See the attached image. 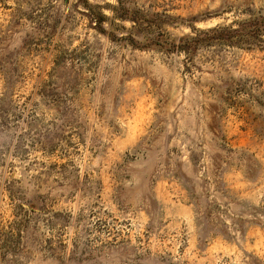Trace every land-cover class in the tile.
<instances>
[{"label":"rangeland","instance_id":"374dc122","mask_svg":"<svg viewBox=\"0 0 264 264\" xmlns=\"http://www.w3.org/2000/svg\"><path fill=\"white\" fill-rule=\"evenodd\" d=\"M123 2L0 0V264H264V51L138 48L264 0Z\"/></svg>","mask_w":264,"mask_h":264},{"label":"trees","instance_id":"16d2710c","mask_svg":"<svg viewBox=\"0 0 264 264\" xmlns=\"http://www.w3.org/2000/svg\"><path fill=\"white\" fill-rule=\"evenodd\" d=\"M117 7L115 9H121L122 15L117 17L122 21H129L134 26L156 25L161 27V23L145 17L138 10H131L125 8L123 0H116ZM249 15H254L251 10H247ZM158 14L152 15V17L158 18ZM154 19V18H153ZM97 24H101L100 20H96ZM196 33L193 37L179 38L177 42L166 41L159 34L156 37H150L147 39L149 43L138 47L141 49L146 48H161L166 52H189L191 49H196L201 46H229L245 51H264V16L259 15L257 17H250L248 19L233 21L229 25H217L206 30H196L192 28ZM129 42L133 43L134 39L129 36ZM136 46V45H135Z\"/></svg>","mask_w":264,"mask_h":264}]
</instances>
